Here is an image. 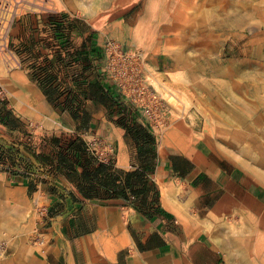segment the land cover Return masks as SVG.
I'll return each mask as SVG.
<instances>
[{
    "label": "crops",
    "instance_id": "obj_1",
    "mask_svg": "<svg viewBox=\"0 0 264 264\" xmlns=\"http://www.w3.org/2000/svg\"><path fill=\"white\" fill-rule=\"evenodd\" d=\"M32 17L38 20L36 32H45L49 38L34 36L27 42L19 37L20 51L15 56L19 70L0 66V118L5 121L0 123V153L5 156L10 147L22 150L28 132L36 152L42 149L47 155L52 154L50 138H65L60 133L80 137L88 144L99 137L115 144L114 168L136 170V150L126 144L125 131L117 122L131 116L138 120V114L102 76L101 41L84 35L79 40L70 37L67 42V22L58 23L52 14ZM73 32L71 29V35ZM44 47L48 54H43ZM25 64H31V69ZM44 68L46 72L41 73ZM47 78L52 79L49 86L44 84ZM49 87L66 98L67 93L75 96L80 104L69 108L60 104L57 109L44 94ZM30 123L34 127H29ZM41 125L45 130L39 138ZM200 141L186 150L157 146L155 168L147 179L156 185L158 201L138 197L132 201L133 207L118 200H85L73 181L62 175L54 177L48 171L50 166L38 164L25 152L22 161H31L34 173L40 171L30 195L32 202L43 199L45 208L58 210L46 235L50 240L46 256H35L34 263L240 264L234 255L246 254L242 251L245 242L262 247L263 259L259 261L264 264V185L212 151L207 141L200 146ZM16 162L15 167H9L8 159L0 163V199L8 194L28 195L25 182L33 177L24 179V164ZM40 178L48 183L56 180L54 196L44 192L47 184L39 183ZM162 187L168 192L165 198Z\"/></svg>",
    "mask_w": 264,
    "mask_h": 264
},
{
    "label": "rangeland",
    "instance_id": "obj_2",
    "mask_svg": "<svg viewBox=\"0 0 264 264\" xmlns=\"http://www.w3.org/2000/svg\"><path fill=\"white\" fill-rule=\"evenodd\" d=\"M51 1L57 22H67V42L86 35L101 45L112 39L125 50L144 52L147 83L169 121L155 135L149 129L156 150L163 144L186 150L207 141L212 151L264 185V0ZM17 20L5 32L6 50L13 56L20 51L19 37L27 42L49 38L36 32L39 24L32 16ZM10 62L0 53L2 69L18 71ZM38 130L42 138L45 129ZM89 144L102 157L116 154L114 142L93 137ZM44 204L29 195L0 199V241L5 240L0 264H35V256H46L50 219L38 218ZM261 250L244 242L246 254L234 257L240 264H261Z\"/></svg>",
    "mask_w": 264,
    "mask_h": 264
},
{
    "label": "trees",
    "instance_id": "obj_3",
    "mask_svg": "<svg viewBox=\"0 0 264 264\" xmlns=\"http://www.w3.org/2000/svg\"><path fill=\"white\" fill-rule=\"evenodd\" d=\"M55 23L57 22L51 21L52 25ZM99 59L101 62L102 54ZM46 70L47 68H44L39 71L45 73ZM51 81V78H47L44 84L48 85ZM41 87H45L43 83ZM44 94L57 109L60 104L66 105L67 108L74 103L80 104L75 96L70 97V94L67 93L66 98L63 94H57L56 90L51 87L45 89ZM118 110L122 113L121 107ZM59 112H64V109L59 108ZM0 123H5L3 117L0 118ZM117 125L125 131L124 140L126 144L131 147L133 145L136 150L135 165L137 169L134 171L125 172L116 169L111 160L107 163L103 162L90 150L88 143L80 137L50 138L48 141L52 153L50 155L42 153V149L37 153L27 144L22 146V150L10 147L5 156L4 153H0V163L8 159L9 167H15L16 161L19 164H24V179L33 177V181L25 182L29 196L35 191L34 181L37 180L40 171L36 168L37 172L34 173L31 161H22L25 158V152L32 156L38 164L50 166L48 171L54 174V177L57 178L58 175H62L73 181L85 200L96 202L118 200L124 205H131L132 207L134 206L132 201L138 197L143 199L150 197L153 202H157L158 189L153 182L147 179V175L153 173L157 159L154 135L147 126H143L132 116L130 119L121 117ZM52 179L49 181L50 184L43 179L39 180V183L47 184L44 187V192L49 196H54L58 187L56 180ZM68 196L76 201L72 193H69ZM56 211H58L56 207L48 208L46 218L53 219L56 216Z\"/></svg>",
    "mask_w": 264,
    "mask_h": 264
},
{
    "label": "built area",
    "instance_id": "obj_4",
    "mask_svg": "<svg viewBox=\"0 0 264 264\" xmlns=\"http://www.w3.org/2000/svg\"><path fill=\"white\" fill-rule=\"evenodd\" d=\"M55 12L51 0H0V53L8 55L10 67H19V62L6 50L5 32L12 23L23 16H40ZM102 59L100 62L102 76L112 82L118 90L122 101L131 106L138 114V121L155 132L164 131L169 121L165 106L154 90L147 83L145 76V54L140 50H125L121 44L106 39L101 47ZM3 91L0 88V98ZM29 127H34L31 123ZM37 127V126H36ZM27 144L35 149L34 143L28 138ZM89 148L103 162L111 159L102 157L97 148ZM47 209L38 210V216L46 217ZM5 252V240L0 241V259Z\"/></svg>",
    "mask_w": 264,
    "mask_h": 264
},
{
    "label": "bare ground",
    "instance_id": "obj_5",
    "mask_svg": "<svg viewBox=\"0 0 264 264\" xmlns=\"http://www.w3.org/2000/svg\"><path fill=\"white\" fill-rule=\"evenodd\" d=\"M185 148H186V147H185ZM187 151H188V150H187ZM160 187H161V186H160ZM167 193H168V192L166 191V189L162 187V188H161V195H162L163 198L166 197Z\"/></svg>",
    "mask_w": 264,
    "mask_h": 264
}]
</instances>
